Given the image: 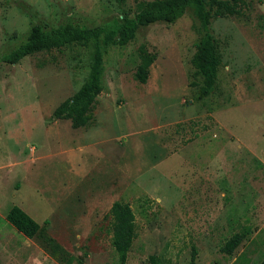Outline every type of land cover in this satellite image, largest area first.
Returning a JSON list of instances; mask_svg holds the SVG:
<instances>
[{"label": "rangeland", "instance_id": "obj_1", "mask_svg": "<svg viewBox=\"0 0 264 264\" xmlns=\"http://www.w3.org/2000/svg\"><path fill=\"white\" fill-rule=\"evenodd\" d=\"M140 1L152 0H0V59L34 25L94 27L133 16ZM238 9L211 21L222 59L212 95L197 98L190 61L201 33L189 9L110 50L78 129L53 112L85 81L92 45L0 61V264H61L44 237L81 264H119L109 217L117 201L135 217L126 264L264 259V0ZM141 48L156 56L146 84L133 80ZM12 206L42 235L17 232L5 219ZM234 234L242 242L223 253Z\"/></svg>", "mask_w": 264, "mask_h": 264}, {"label": "trees", "instance_id": "obj_2", "mask_svg": "<svg viewBox=\"0 0 264 264\" xmlns=\"http://www.w3.org/2000/svg\"><path fill=\"white\" fill-rule=\"evenodd\" d=\"M123 2L124 0H118ZM239 0H152L140 1L136 4L133 16L123 13L121 18H114L110 22L94 27L79 26L67 23L54 28L32 26L25 42L4 54L0 61L9 65L20 62L23 58L37 53L61 50L62 48H86L92 45L89 72L78 90L68 99L60 103L53 112L58 120H69L74 129L82 128L90 120L91 110L96 98L102 91V76L104 57L113 48L128 46L136 36L140 27H147L156 23L173 24L179 20L187 10L198 23L201 33L196 51L191 58V65L195 69L194 75L201 78L198 99H206L212 95L217 86L218 72L222 65L221 54L217 42L211 34V21L214 17L232 16L239 13ZM155 54L144 48L139 50L140 62L136 66L133 80L138 84H146L149 68L155 60ZM111 245L119 264H126L127 255L136 237L135 217L127 203L114 202L109 210ZM6 221L17 232L27 239L42 235V226L34 221L20 207L12 206L5 216ZM43 222V226L48 225ZM244 234H234L223 245L221 251L231 255L240 245ZM47 247L55 253L61 264H81V261L67 253L51 238L44 237ZM150 264H156L151 256ZM264 264V259L259 263Z\"/></svg>", "mask_w": 264, "mask_h": 264}]
</instances>
